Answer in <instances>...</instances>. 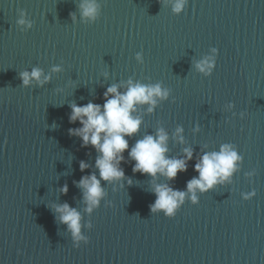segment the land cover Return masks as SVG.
Segmentation results:
<instances>
[{
    "label": "water",
    "instance_id": "obj_1",
    "mask_svg": "<svg viewBox=\"0 0 264 264\" xmlns=\"http://www.w3.org/2000/svg\"><path fill=\"white\" fill-rule=\"evenodd\" d=\"M95 2L92 20L82 0H0V264H264V0H187L180 13L175 0ZM206 56L210 75L196 68ZM33 68L50 79L24 86L20 73ZM129 79L169 92L151 112L136 105L130 146L162 128L165 156L190 148L193 159L169 180L134 172L125 150V176L101 180L105 195L89 213L76 182L100 178L98 153L69 133L81 126L71 105L102 104L108 86L124 92ZM224 144L241 157L231 177L197 189V204L187 193L175 217L151 212L157 184L187 191L199 157ZM65 202L81 213L87 244L74 247L60 222L54 205Z\"/></svg>",
    "mask_w": 264,
    "mask_h": 264
},
{
    "label": "clouds",
    "instance_id": "obj_2",
    "mask_svg": "<svg viewBox=\"0 0 264 264\" xmlns=\"http://www.w3.org/2000/svg\"><path fill=\"white\" fill-rule=\"evenodd\" d=\"M186 2L187 0H175L173 11L180 13ZM80 7L82 17L94 20L98 15L99 5L95 0H82ZM21 16L23 17V13ZM18 23L24 25L26 21L21 18ZM27 23L31 27V22ZM211 52L218 53V49L213 47ZM136 58L143 62L142 53H137ZM214 60L215 56H206L196 63V68L204 72L205 75H210ZM53 71H60V67L54 66ZM42 75L43 70L40 68L20 73L24 86H28L32 79H36L41 85L50 79L49 75H44L41 80ZM107 75L105 73V76ZM121 87V83L108 86L103 93L104 102L102 104L89 101L84 105L75 103L71 105L72 111L69 120L73 123L78 120L81 126L70 128L69 133L79 136L82 146L91 145L98 153L95 167L99 169L100 178L98 179L96 174L92 173L82 176L76 182L85 190L84 200L87 204L86 211L89 213L99 206L100 199L105 195V191L101 187V180L112 181L125 176L124 169L120 167L121 162L125 161V150L128 151V157L135 161L134 172L147 173L151 176H155L159 172L169 180L175 179L178 172L186 171L188 161L193 159V150L190 148L184 149L185 155L181 158L166 157L168 135L162 128L157 130L155 136L147 134L130 146L129 140L125 137L137 133L142 123L141 117L133 115L137 110L136 105L148 103L150 107L147 111L151 112L157 103L154 97L164 99L167 98L169 92L167 89L162 91L160 84L144 85L140 82H133L131 79L127 81L126 91H119L118 89ZM228 106L232 107L233 105L229 103ZM240 115L243 118L244 113ZM176 131L181 133L183 129L180 127ZM180 140L183 142V136H180ZM240 159L241 157L229 144L222 145L219 152H205L193 166L199 175L187 182V191L173 189L166 184H157L152 189L156 199L150 205L151 212H162L166 217H175L183 205L187 193H191V202L197 204L196 190L204 192L218 183H223L232 176L237 167L235 162ZM89 167L87 162H80L81 171ZM127 183L131 185L132 180L128 179ZM121 187H123L122 184ZM61 191L66 194L67 185L62 186ZM255 194V189H253L243 196L245 199H250ZM111 204L112 201H109L107 206H111ZM54 210L60 214V222L67 224L68 230L72 233L74 247H79L81 242L84 244L89 242L90 237L81 233V213L76 208L65 202L54 205ZM88 227H92L91 222Z\"/></svg>",
    "mask_w": 264,
    "mask_h": 264
}]
</instances>
